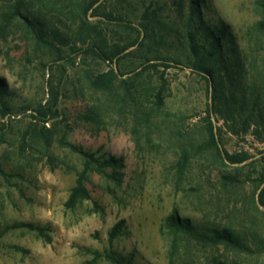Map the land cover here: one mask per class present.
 <instances>
[{
    "label": "rangeland",
    "instance_id": "rangeland-1",
    "mask_svg": "<svg viewBox=\"0 0 264 264\" xmlns=\"http://www.w3.org/2000/svg\"><path fill=\"white\" fill-rule=\"evenodd\" d=\"M53 1L54 12L37 2L31 9L64 41L41 43L21 21L0 32V264H113L111 252L124 264H168L171 234L162 223L173 209L246 234L254 252L263 249L236 262L264 264V135L230 131L214 108L217 82L191 68L193 0H97L87 12L89 31L71 13L82 0ZM198 7L205 24L228 27L236 48L227 68L239 86L224 78V92L249 91L264 79V35L255 30L264 15L256 0H203ZM99 37L110 50L124 48L111 63L87 50ZM110 64L117 80L94 88L91 76ZM43 106L44 121L37 113ZM73 147L122 165L117 181L93 166L89 198L68 208L83 169ZM224 152L246 157L238 171ZM120 221L123 234L109 242ZM196 257L208 264L206 251Z\"/></svg>",
    "mask_w": 264,
    "mask_h": 264
},
{
    "label": "trees",
    "instance_id": "trees-1",
    "mask_svg": "<svg viewBox=\"0 0 264 264\" xmlns=\"http://www.w3.org/2000/svg\"><path fill=\"white\" fill-rule=\"evenodd\" d=\"M35 2L45 7L46 12H54V1L51 2V0H0V32L14 21H21L29 28L36 40L41 43L54 45V40L64 41L60 32L54 26L47 25L46 22L36 18L35 12L31 9ZM96 2L97 0H82L73 10L74 12H71L79 20L80 30H90L87 12ZM202 2L203 0H193L190 4L192 18L194 16L198 17V20L195 21V27L189 32L190 54L196 59L194 66H191V68L207 75L213 83L217 82L216 86L213 87L214 108L218 112L220 111V117L225 124L231 123L230 131L234 133L242 132L244 135L249 133L256 137L260 134L264 135V79L258 78L249 91L238 88V94L233 91L228 92V94L224 92V78L230 80L233 87L239 86L236 81L229 79V69L227 68L233 53H236V48L232 42L233 40H230L231 37L227 34L229 32L226 25L220 24L211 27L200 18L198 5ZM256 5L261 14L264 15V0H256ZM36 13L44 16L40 9ZM255 30L257 33L264 35V19L256 24ZM87 50L99 60L111 63L112 59L116 58L124 48L115 51L110 50L107 40L99 37L89 42ZM222 71H224L225 77L221 76ZM117 76L116 70L110 64L107 71L91 76V85L97 89H107L115 83ZM2 81L0 79V102L4 107L5 104L1 100L4 91ZM37 113L39 118L44 121L49 114V110H46L43 106L40 110H37ZM209 135L211 136L212 145L216 146L211 130ZM23 142H25V139H23ZM73 149L82 157L83 169L77 174L75 185L70 190L66 201L68 208L74 206L80 199L89 198L85 182L93 166L97 165V171L101 172L105 178L117 181L120 176L117 169L122 165L121 160L113 156L99 159L81 148L73 147ZM217 153L220 157L218 150ZM223 155L225 160L231 165H235L234 170L236 171H238L237 165L246 160V157L228 155L226 152ZM182 163L185 165L186 161H182ZM106 168H110L111 172H106L104 170ZM0 174L5 175L1 168ZM233 178L231 177V181ZM258 199L259 205L264 207V186L259 191ZM123 225L124 222L120 221L112 228L109 233V242L123 234ZM24 226L36 231L40 237H44L49 241L42 228L30 224ZM162 227L171 234L167 243L168 264H200L196 261V253L202 250L209 255L208 264H238L235 260L236 256L261 253L263 249L254 252L248 243L247 235L237 233L229 225L221 226L214 222L196 223L191 219L180 217L176 209H173L164 219ZM108 257L113 264H124L123 260L118 258L114 252H111Z\"/></svg>",
    "mask_w": 264,
    "mask_h": 264
}]
</instances>
